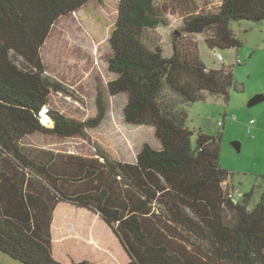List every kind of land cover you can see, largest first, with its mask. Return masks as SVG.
<instances>
[{"label":"trees","instance_id":"16d2710c","mask_svg":"<svg viewBox=\"0 0 264 264\" xmlns=\"http://www.w3.org/2000/svg\"><path fill=\"white\" fill-rule=\"evenodd\" d=\"M89 1L0 0V252L19 264H92L66 241L62 259L56 255L54 216L67 203L75 214L64 226L89 231L114 264H264V176L234 201L220 136L198 131L192 143L187 110L160 98L164 89L186 104L205 94L228 98L231 68L207 67L197 42L182 37L202 34L211 50L238 48L231 22L264 20V0H117L106 89L125 96L124 121L151 126L159 147L143 142L133 161L99 149L30 151L28 135L84 137L105 114L100 92L93 119L53 109L50 95L67 92L40 54L56 22ZM168 15L181 25L165 56L147 31L167 25Z\"/></svg>","mask_w":264,"mask_h":264},{"label":"rangeland","instance_id":"374dc122","mask_svg":"<svg viewBox=\"0 0 264 264\" xmlns=\"http://www.w3.org/2000/svg\"><path fill=\"white\" fill-rule=\"evenodd\" d=\"M116 5L117 0H102L101 3L90 0L72 14L62 16L51 28L40 53L47 74L60 81L67 92L50 95L49 105L69 118L87 121L97 114L96 97L100 92L105 103L103 118L98 125L87 128L84 137H58L42 132L28 135L22 143L30 151L51 150L54 153L94 155L95 150L99 149L115 160L133 161L143 142L158 146L151 126L133 125L124 121L122 107L125 96H110L106 89V83L114 78V74L107 68V58L111 53L108 36L115 22ZM168 19L167 25H159L153 31H147L151 42L158 38L165 56L171 54L172 38L181 25V19L174 15H168ZM230 26L241 42L238 48L211 50L205 44L202 34L182 37L197 42L200 58L207 67L219 68L224 65L231 68L233 86L228 98L205 94L204 100L186 104L167 89L162 91L160 98L187 110V125L194 132L192 143L198 131L220 136L219 164L230 173L225 185L230 187L234 201H238L243 192L263 183L264 20H242L231 22ZM217 52L222 55L223 61L217 59ZM258 94L263 98L249 105L252 97ZM236 142L239 143V150L234 146ZM260 191V188L255 189L248 208L257 200ZM70 207L67 203L62 204L58 216L64 215L67 218L75 214ZM61 231L64 237L71 235L70 229L63 228ZM76 231L81 233L80 229ZM79 233L72 235L70 240L76 246H85L87 252H95L90 246L94 243L84 241ZM61 247L59 243L56 249L58 255L63 257ZM96 255L97 261L94 264L104 261V254L98 252ZM0 264L19 263L0 252Z\"/></svg>","mask_w":264,"mask_h":264},{"label":"crops","instance_id":"0c3cea01","mask_svg":"<svg viewBox=\"0 0 264 264\" xmlns=\"http://www.w3.org/2000/svg\"><path fill=\"white\" fill-rule=\"evenodd\" d=\"M205 1L207 2V4L209 6H212V5L217 6L219 4V2H220V0H205ZM156 147H159V142H158V146H156ZM59 208L61 209L62 208V205H60ZM59 208L56 211V214L54 216V221H53L54 222L53 223V232H54V237H55V243L57 245L60 243L61 246H62V242L66 241V244L68 245V247H70L72 249V251L74 253H76L79 250L82 251V252H84L85 255L89 259H91V261H92L91 263L92 264H94V262L97 261V255L96 254H98V252L101 253V254H104V256H105L104 261H100L98 264H114V259L111 256L110 252L107 249L100 248L99 245H98V243H97V241L95 239H93L92 236L90 235L89 231L87 232L85 230H83V231L81 230V233H79L78 231L71 229V235L68 234L65 237L62 236V231L61 230L63 228H67L64 225L67 224V223H69V222H63V220H66L67 218H69L71 216V214H70V216L68 215L67 218H65L64 215L58 216V213H59L58 211L60 210ZM61 219H62V221H61ZM67 229H69V228H67ZM76 232H78L80 234L79 235L80 238H82L84 241H92L94 243V245L91 244L90 246H91V248L93 250H95V252H91V253L90 252H87L85 246H82V247H80L79 245L76 246V244L72 240H70V238H71L72 235L78 234ZM61 249H62V247H61ZM56 255L58 256V258L62 259V256H59L58 253H57V251H56ZM101 257H102V255H101Z\"/></svg>","mask_w":264,"mask_h":264},{"label":"water","instance_id":"95a60500","mask_svg":"<svg viewBox=\"0 0 264 264\" xmlns=\"http://www.w3.org/2000/svg\"><path fill=\"white\" fill-rule=\"evenodd\" d=\"M263 98V96L261 94L255 95L254 97H252V99L249 101V105H253L257 102H259L261 99ZM234 146L237 150H239V143H234Z\"/></svg>","mask_w":264,"mask_h":264},{"label":"built area","instance_id":"2783aa9c","mask_svg":"<svg viewBox=\"0 0 264 264\" xmlns=\"http://www.w3.org/2000/svg\"><path fill=\"white\" fill-rule=\"evenodd\" d=\"M216 54H217L216 55L217 56V59L220 60V61H223L222 55L220 53H218V52ZM230 196H232V195L230 194Z\"/></svg>","mask_w":264,"mask_h":264},{"label":"bare ground","instance_id":"6f19581e","mask_svg":"<svg viewBox=\"0 0 264 264\" xmlns=\"http://www.w3.org/2000/svg\"><path fill=\"white\" fill-rule=\"evenodd\" d=\"M42 115L44 116V118L46 117V116H45V113H42ZM44 121L47 122L45 119H44Z\"/></svg>","mask_w":264,"mask_h":264}]
</instances>
